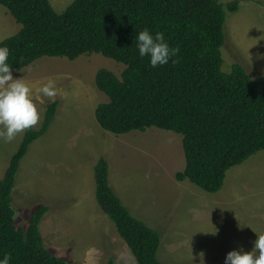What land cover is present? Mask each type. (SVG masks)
<instances>
[{"label":"rangeland","instance_id":"374dc122","mask_svg":"<svg viewBox=\"0 0 264 264\" xmlns=\"http://www.w3.org/2000/svg\"><path fill=\"white\" fill-rule=\"evenodd\" d=\"M49 1L60 13L73 0ZM225 10L222 71L240 63L250 76L264 75V0H239L236 11ZM19 28L0 4V40ZM100 68L120 76L125 65L90 53L74 60L44 56L12 70L31 89L39 111L33 128L40 127L47 104L58 101L49 128L20 160L11 201L16 227L24 229L30 213L46 205L39 229L54 256L67 264H106L110 258L137 264L95 199L93 167L103 156L123 205L162 234L157 256L163 264H224L229 251H251L256 233H264V151L228 169L218 192L177 181L175 173L185 166L180 134L154 126L114 134L100 127L94 111L108 100L95 85ZM49 78L57 82L53 99L38 92ZM22 137L0 141V178Z\"/></svg>","mask_w":264,"mask_h":264},{"label":"trees","instance_id":"16d2710c","mask_svg":"<svg viewBox=\"0 0 264 264\" xmlns=\"http://www.w3.org/2000/svg\"><path fill=\"white\" fill-rule=\"evenodd\" d=\"M239 0H73L57 13L49 0H0L20 24L2 40L9 49L11 70L44 56L74 60L100 53L125 65L120 76L106 68L95 74V85L107 96L97 105L95 119L114 134L148 127L180 134L185 166L175 173L204 191L218 192L231 167L264 151V75L250 76L240 63L222 71L226 8ZM148 28L160 31L171 47H179V62L152 68L141 59L135 35ZM58 101L47 104L38 129L23 133L0 179V257L11 264H67L41 239L39 223L48 206L30 213L17 228L11 206L20 160L29 145L52 123ZM95 199L128 246L137 264H163L157 256L161 233L133 216L114 192L108 162L100 156L93 167ZM106 264H116L109 259Z\"/></svg>","mask_w":264,"mask_h":264},{"label":"clouds","instance_id":"9594fccd","mask_svg":"<svg viewBox=\"0 0 264 264\" xmlns=\"http://www.w3.org/2000/svg\"><path fill=\"white\" fill-rule=\"evenodd\" d=\"M138 56L147 57L152 68L179 62V47H171L163 32L153 33L148 28L139 31L135 37ZM9 49L0 47V141L11 142L40 121V114L31 97V89L22 79H14L12 66L8 63ZM38 92L49 99L57 95V82L49 78L38 89ZM216 232V229H215ZM214 232V234H215ZM251 251L243 248L229 251L224 264H264V233L257 234ZM12 256L4 253L0 264H11Z\"/></svg>","mask_w":264,"mask_h":264},{"label":"crops","instance_id":"0c3cea01","mask_svg":"<svg viewBox=\"0 0 264 264\" xmlns=\"http://www.w3.org/2000/svg\"><path fill=\"white\" fill-rule=\"evenodd\" d=\"M7 166H8V165H7ZM3 174H4V173H3ZM2 176H3V175H2ZM1 178H2V177H1ZM1 178H0V179H1Z\"/></svg>","mask_w":264,"mask_h":264}]
</instances>
